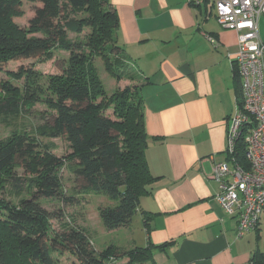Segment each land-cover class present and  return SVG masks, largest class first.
<instances>
[{
  "label": "trees",
  "instance_id": "trees-1",
  "mask_svg": "<svg viewBox=\"0 0 264 264\" xmlns=\"http://www.w3.org/2000/svg\"><path fill=\"white\" fill-rule=\"evenodd\" d=\"M22 1L0 0V71L16 59L44 61L60 49L69 54L59 73L43 74L33 65H20L6 70L8 76L22 79L19 86L10 80L0 82L2 119L16 120L30 113L42 118L29 130L13 122L9 134L0 138V264H59L54 253L63 252L74 256L77 264H155L151 246L122 250L110 244L96 250L88 230L70 225L63 206L71 201L61 181L63 167L82 180V191L106 197L97 213L107 230L130 224L140 198L150 193L158 179L145 158L149 137L139 85L107 93L94 65L99 57L117 81H133L137 74L119 55L122 48L116 40L118 18L113 6L109 0H26L38 5L27 26L21 27L13 17L23 13ZM70 13L83 16L61 22ZM66 26L77 34L83 28L88 31L71 39ZM233 69L240 103L236 65ZM36 104L44 109L35 110ZM44 138H61L70 151L57 156L52 152L55 145L43 142ZM243 150L238 143L232 158L246 168ZM6 192L20 196L17 203L7 199ZM42 199L61 205L48 210ZM141 216L148 230L151 214L141 211ZM51 219L60 222L58 230H52ZM122 258L126 262H120ZM253 260L264 264L261 253L255 252Z\"/></svg>",
  "mask_w": 264,
  "mask_h": 264
},
{
  "label": "crops",
  "instance_id": "crops-1",
  "mask_svg": "<svg viewBox=\"0 0 264 264\" xmlns=\"http://www.w3.org/2000/svg\"><path fill=\"white\" fill-rule=\"evenodd\" d=\"M109 1L118 18L119 55L140 77L139 83L116 80L114 88L139 85L149 137L145 158L158 177L139 200L136 213L151 217L137 246H151L155 264H255V252L264 256V209L257 227L237 236L236 217L219 206V183L210 176L214 162L230 164L225 150L227 120L238 101L236 31L216 21V0ZM257 34L264 42V15Z\"/></svg>",
  "mask_w": 264,
  "mask_h": 264
},
{
  "label": "built area",
  "instance_id": "built-area-1",
  "mask_svg": "<svg viewBox=\"0 0 264 264\" xmlns=\"http://www.w3.org/2000/svg\"><path fill=\"white\" fill-rule=\"evenodd\" d=\"M213 6L220 27L238 36L234 65L241 102L227 120L225 153L230 164L214 162L210 176L219 183L215 199L226 215L236 217V234L241 236L257 227L264 209V42L257 34L264 0H216ZM238 143L243 144L246 168L232 158Z\"/></svg>",
  "mask_w": 264,
  "mask_h": 264
},
{
  "label": "rangeland",
  "instance_id": "rangeland-1",
  "mask_svg": "<svg viewBox=\"0 0 264 264\" xmlns=\"http://www.w3.org/2000/svg\"><path fill=\"white\" fill-rule=\"evenodd\" d=\"M38 5V3L27 2L26 0L22 1V10L23 13L19 16L13 17V21L17 23L21 27H25L28 24L29 18L34 13V6ZM40 5V4H39ZM83 16L82 13L73 14L70 13L69 17L62 18L61 22L65 23L67 20L77 19ZM88 31V28H83L80 34L75 33L74 30L66 26V34L68 38L74 39L79 38L81 35L85 34ZM68 52L65 50H55L53 52L52 58L44 61H40L36 58H22L16 59L13 61H9L4 64L2 71H0V82L5 80H10L14 85L19 86L22 82V79L16 80L8 74H6V70H15L20 65L28 66L33 65L34 69L40 71L43 74H54L59 73L61 71V67L64 64V61L68 57ZM94 65L97 69V73L102 81V84L105 90L110 93L115 88V79L110 76L107 71L104 69L103 63L99 57L94 59ZM128 80V79H127ZM140 77L138 74L135 75V79L133 80L135 83L140 82ZM130 81V80H128ZM132 82V81H130ZM35 110H43L44 107L40 104H36L34 106ZM108 111L107 113L110 115ZM0 117V138L6 137L10 130L14 127L13 122H17L19 127L20 124H23L27 130H29L32 126L41 123L42 118L38 116V114H23L18 117L16 120L10 119H2ZM43 142H51L55 145L52 152L57 156H64L68 154L70 151L67 143L61 138H44ZM18 173L22 172V169L19 167L17 169ZM61 181L63 183L64 193L67 196H70L71 201L66 203L64 206V212L66 213V218L69 219L70 225H76L78 227L83 228L86 233L87 229H89V237H91L93 246L95 248L106 247L110 244L120 246L122 248H126V246L130 243V246L126 249L133 248L139 244L142 239L141 229H142V220L141 215L139 213H135L132 217L130 224L127 226L121 227L118 230L108 231L105 229L101 223L100 217L97 213L98 205L105 203L108 201L106 197L100 194H87V191H82V180L80 178H76L72 172H70L66 167H63L60 172ZM22 195H25L23 193ZM5 197L11 200L14 203H17L20 196H16V194L11 192H6ZM40 203L47 208L48 210H52L61 205L60 201H48V200H40ZM64 221H67V219ZM60 222L56 219H51V228L52 230H58L60 227ZM101 228H104L106 231L103 233ZM103 230V229H102ZM132 239L135 240V244H133ZM54 255L58 258L59 264H77L74 256L69 254L68 252H63L62 254L54 253ZM140 264V263H133Z\"/></svg>",
  "mask_w": 264,
  "mask_h": 264
}]
</instances>
